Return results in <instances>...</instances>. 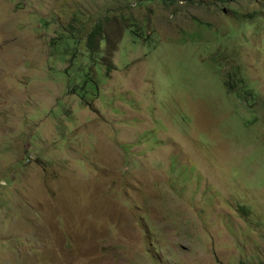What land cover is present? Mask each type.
<instances>
[{"label": "rangeland", "instance_id": "rangeland-1", "mask_svg": "<svg viewBox=\"0 0 264 264\" xmlns=\"http://www.w3.org/2000/svg\"><path fill=\"white\" fill-rule=\"evenodd\" d=\"M0 264H264V0H0Z\"/></svg>", "mask_w": 264, "mask_h": 264}, {"label": "trees", "instance_id": "trees-1", "mask_svg": "<svg viewBox=\"0 0 264 264\" xmlns=\"http://www.w3.org/2000/svg\"><path fill=\"white\" fill-rule=\"evenodd\" d=\"M102 30H103V28H102L101 24L95 26L88 33L87 41H86V44L84 45V48H85L84 52H86L88 54V57H89L88 59L90 60V62L92 64H94V62H95L94 61V57L98 55L97 54L98 50L96 48L99 45V43L104 39V38H102ZM66 39H67V42H70V41L77 42L78 40H80V39H76L75 37H72V36H68ZM78 51H80L79 48L77 50L72 51L73 52L72 55H75V53L78 52ZM81 54L83 56V53H81ZM74 57L75 56H72L71 58H74ZM84 57H85V55H84ZM80 68H81L82 72H83V69H86L84 66L83 67L81 66V63H80ZM85 75L89 76L88 73L87 74L81 73V79H82L81 83H83L86 80L85 78H87V77ZM223 78L225 80V85L227 86V88L229 90H232L233 92L237 93L238 91L241 90V88H244L243 92L244 91H248L247 90V86H246V88L244 86H242V82L244 81V79L243 78L242 79L238 78V75H237L236 72H233V73L227 72V73L223 74ZM226 79L229 80V81L226 82ZM77 87H81L82 88V86L76 85L74 87V89L76 91L78 90ZM250 93L252 95V92H250ZM253 96H254V94H253Z\"/></svg>", "mask_w": 264, "mask_h": 264}, {"label": "crops", "instance_id": "crops-1", "mask_svg": "<svg viewBox=\"0 0 264 264\" xmlns=\"http://www.w3.org/2000/svg\"><path fill=\"white\" fill-rule=\"evenodd\" d=\"M47 222V221H46ZM30 232V231H29ZM28 240V239H27ZM28 242H29V240H28ZM46 251L44 250V253H45ZM51 257V256H50ZM57 259H58V262H60V260H59V255L57 254Z\"/></svg>", "mask_w": 264, "mask_h": 264}]
</instances>
